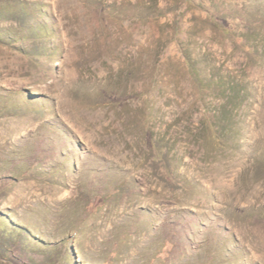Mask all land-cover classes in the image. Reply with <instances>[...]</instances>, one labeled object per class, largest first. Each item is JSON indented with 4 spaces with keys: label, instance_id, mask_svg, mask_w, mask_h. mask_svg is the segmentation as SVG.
<instances>
[{
    "label": "rangeland",
    "instance_id": "obj_1",
    "mask_svg": "<svg viewBox=\"0 0 264 264\" xmlns=\"http://www.w3.org/2000/svg\"><path fill=\"white\" fill-rule=\"evenodd\" d=\"M0 264H264V0H0Z\"/></svg>",
    "mask_w": 264,
    "mask_h": 264
}]
</instances>
